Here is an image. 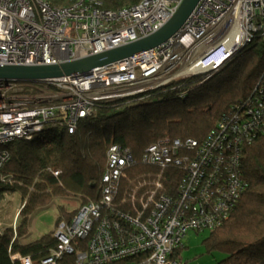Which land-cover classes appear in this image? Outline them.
Instances as JSON below:
<instances>
[{"label": "built area", "instance_id": "obj_1", "mask_svg": "<svg viewBox=\"0 0 264 264\" xmlns=\"http://www.w3.org/2000/svg\"><path fill=\"white\" fill-rule=\"evenodd\" d=\"M182 2L0 0V65H56L129 44L158 31ZM263 27L264 0H199L165 43L122 62L42 84L52 87L51 91L24 94L19 83L0 81V145L30 140L57 120L72 133L96 102L136 96L216 71ZM259 102L254 114L256 122L264 124V97ZM233 119L221 122L218 131L196 150L195 160L186 166L179 200L161 197L150 212L137 218L118 214L116 221L105 213L123 168L131 161L125 150L109 147L99 200L57 224L53 232L56 247L39 264H63L68 258L72 264H181L178 250L186 233L211 229L225 220L245 188L237 175L227 173L223 182L214 177L215 165L224 161L218 152L228 153L253 126ZM197 146L193 140L152 145L143 162L179 165L177 150ZM237 151L229 160L239 158ZM214 155L215 165L211 162ZM8 160L7 151L0 150V169ZM147 203H153L152 197ZM121 220L129 228L122 227ZM20 261L32 264L29 258Z\"/></svg>", "mask_w": 264, "mask_h": 264}, {"label": "trees", "instance_id": "obj_2", "mask_svg": "<svg viewBox=\"0 0 264 264\" xmlns=\"http://www.w3.org/2000/svg\"><path fill=\"white\" fill-rule=\"evenodd\" d=\"M18 85L24 94L52 90L37 83ZM262 97L264 27L216 71L136 96L96 102L72 133L57 120L30 140L0 145V150L9 155L0 169V201L6 194H16L20 204L14 228L0 227V264H22L21 258L39 264L48 257L57 244L54 230L30 240L32 215L56 198L78 199L75 209L57 207L56 227L62 220H71L82 206L99 200L109 147L125 150L131 161L123 168L105 213L116 221L118 214L137 218L150 212L161 197L179 200V187L188 174L186 166L195 160L196 150L218 131L221 122L231 123L235 117L253 126L228 153L218 152L224 157L222 164H214L216 155L211 162L216 167V182H223L227 173L234 174L245 188L225 220L211 229L194 232H209L202 241L206 254L225 255L215 264H264V124L257 123L254 114ZM174 140H193L198 146L192 150L179 148V165L143 162L150 146L171 145ZM235 149L239 158L234 162L229 155H234ZM150 197L153 203L148 204ZM121 225L129 228L122 220ZM63 264H72V259Z\"/></svg>", "mask_w": 264, "mask_h": 264}, {"label": "water", "instance_id": "obj_3", "mask_svg": "<svg viewBox=\"0 0 264 264\" xmlns=\"http://www.w3.org/2000/svg\"><path fill=\"white\" fill-rule=\"evenodd\" d=\"M199 0H183L175 14L155 33L129 44L56 65H0V81L43 84L63 77H74L107 65L122 62L165 43L182 27Z\"/></svg>", "mask_w": 264, "mask_h": 264}, {"label": "rangeland", "instance_id": "obj_4", "mask_svg": "<svg viewBox=\"0 0 264 264\" xmlns=\"http://www.w3.org/2000/svg\"><path fill=\"white\" fill-rule=\"evenodd\" d=\"M14 195L6 194L3 200L0 201V227L14 226L17 222L20 204L19 198L16 197V194ZM78 205V199L75 198H56L48 206L36 211L31 217L32 234L31 232L29 234L30 240H35L54 230L58 206H64L66 209L72 210ZM208 234V231L200 233L188 231L186 233L183 239L184 247L178 252L181 264H215L225 257L221 253H205V246L202 241Z\"/></svg>", "mask_w": 264, "mask_h": 264}, {"label": "crops", "instance_id": "obj_5", "mask_svg": "<svg viewBox=\"0 0 264 264\" xmlns=\"http://www.w3.org/2000/svg\"><path fill=\"white\" fill-rule=\"evenodd\" d=\"M30 231H32V228L30 229ZM31 239V237H29Z\"/></svg>", "mask_w": 264, "mask_h": 264}]
</instances>
